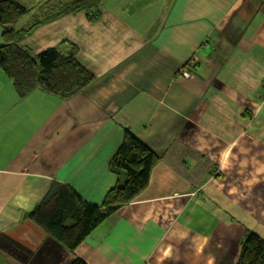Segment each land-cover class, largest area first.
Returning <instances> with one entry per match:
<instances>
[{
    "label": "crops",
    "instance_id": "obj_1",
    "mask_svg": "<svg viewBox=\"0 0 264 264\" xmlns=\"http://www.w3.org/2000/svg\"><path fill=\"white\" fill-rule=\"evenodd\" d=\"M21 45H75L95 80L20 98L0 69V264H235L247 229L264 238V0H107ZM126 130L159 157L138 200L73 252L23 216L54 182L102 206Z\"/></svg>",
    "mask_w": 264,
    "mask_h": 264
},
{
    "label": "trees",
    "instance_id": "obj_2",
    "mask_svg": "<svg viewBox=\"0 0 264 264\" xmlns=\"http://www.w3.org/2000/svg\"><path fill=\"white\" fill-rule=\"evenodd\" d=\"M107 0H0V26L16 25L35 10L36 22L15 31L12 42L0 45V69L11 79L20 98L39 89L60 98H70L95 80L77 60V47L69 51L49 48L33 54L21 41L37 26L68 14L85 13L96 21ZM36 17V16H35ZM159 157L141 139L125 131L122 145L109 169L118 176L103 205H92L69 185L54 182L45 197L23 216L42 228L47 236L69 251L75 249L107 219L125 205L138 200L149 183ZM235 264H264V238L246 230L239 240ZM70 264H88L75 257Z\"/></svg>",
    "mask_w": 264,
    "mask_h": 264
},
{
    "label": "built area",
    "instance_id": "obj_3",
    "mask_svg": "<svg viewBox=\"0 0 264 264\" xmlns=\"http://www.w3.org/2000/svg\"><path fill=\"white\" fill-rule=\"evenodd\" d=\"M181 73H182L183 76H186V77L189 75V71L188 70H182Z\"/></svg>",
    "mask_w": 264,
    "mask_h": 264
}]
</instances>
